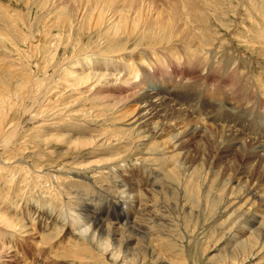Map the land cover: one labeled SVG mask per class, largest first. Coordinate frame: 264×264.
<instances>
[{"label":"rangeland","instance_id":"1","mask_svg":"<svg viewBox=\"0 0 264 264\" xmlns=\"http://www.w3.org/2000/svg\"><path fill=\"white\" fill-rule=\"evenodd\" d=\"M25 1L26 0H0V67L3 68V71L0 72L1 78L2 73L6 74V72H9V78L12 79L16 74H21V72H23L21 64L16 62L19 56L16 47H18L22 53H29V51L32 50L30 48L28 49L29 45H24V36L27 35L26 26L29 24L33 27L35 40H37L41 46L44 45L42 52L38 55L35 54L37 66L39 67L37 75L39 78L45 80V83L48 82L51 75V77H54L52 84L48 83V86H44L45 88L47 87L46 97L52 95L51 93L54 92L53 88L56 87L58 79V81H61L63 87L60 98L64 99L60 101L63 102V104L70 101L72 91L67 87L73 85L76 81L71 77L68 78L67 75L71 73L79 77L86 72L88 73L89 71L87 69H91L93 73L95 72L96 74H108V78L111 77L110 79L113 78V74H120L121 77L119 76V78L121 80L118 83L110 82L103 87H121L122 90L117 91L122 92V97L127 96L128 92H133L130 91L132 90L131 88L129 91L125 89L128 82L125 81L124 83V78L126 79L127 76L130 80L136 81V86L133 87L134 89L136 88V94H140L141 92H152L151 89L155 84L157 89L156 95L162 98L165 97L164 99L166 100L168 98V101L175 105L174 109L164 113L166 119L169 117L172 118L169 124L178 128L175 123H181L179 129L182 126H195L200 130H205L206 134L212 136L213 141H207L203 138V143L205 140L210 142V148L213 152H216V154L208 153L211 158L210 163L208 165H200L201 171H196L197 163L201 156L197 141L200 139L199 135H203V133H200L202 131L194 133L197 137H193L192 139L187 137L186 141L188 144L183 143L179 145L178 147L181 148V150L174 152L175 150H172L171 145L168 144L169 139H171L169 135L159 136L160 139L157 140V137H150L148 139V136L144 135L140 139V135L130 130L129 127H126V124H129L128 121L121 118L123 117L122 112L121 115H119L120 113H117L118 109L112 105L122 101H124V105L126 103L125 98H118L119 100L114 98L116 97V90L112 92L110 89L105 92L113 96L107 100V103L112 104L104 103V101H96V97L98 96H95V94L94 96L88 94L85 98L79 99V103L75 106L76 109L73 108L72 110H68L74 112L76 115L78 123L73 125L78 127L79 131L77 132L82 135H87L85 134L86 132L94 130L97 132L98 136H101L106 130L116 133L119 129H123L124 136L127 137L129 142H137L139 147L135 150H131L129 146H126L128 145L127 141L124 143L127 148L123 149L121 146L124 145H120V151L118 153L121 158L118 159V161H113L116 163H112L115 174L109 170L107 163L94 168V170L98 169L97 171L82 170V172L78 173L76 169L54 164L60 157L68 154L67 152H62L63 150L65 151L67 145L70 146V148L73 147V141L69 140L71 137L67 135L69 139L64 137V143H53L47 146L46 149L44 146H41V149L46 152H61V155L56 158L49 157L46 163L40 165L43 166V171H49L51 173L49 174L50 176L46 177L42 173H39V176H37L28 169L27 173H20L22 166L24 167L25 164L32 166L35 165V163H40L35 160L36 156L32 154L31 157L29 154L27 157H21L17 150L18 147L15 145L20 142V139H14L12 142L14 144L12 147L13 153L10 155L14 157L13 160H15V163L21 159L22 166H5L6 168L13 167L14 170L9 171L8 168L7 170H3V167L2 170H0V213L11 218L10 220L21 228L15 231L0 229V243L3 244V246L7 245L9 250L8 253L3 256L5 258H2V260L0 259V264H11V262L12 264H113L111 261H106L108 258L102 256L101 250H97V248L94 247L95 244L92 246V244L90 245L86 240H83V242L85 245H89V249L88 247L82 246L76 250L74 246H71V239H68L70 235L67 233L60 234V232L55 230V227L50 224L55 218H59L57 215L64 211L65 203L69 202L71 199L70 196L76 194H78V196H81V194L85 195L82 197L83 200L86 198L90 200L83 202L84 204L81 201L77 203L82 207V210L90 214L92 220L97 221V223L100 221L106 224L107 222L114 223L115 220L121 216V213L123 216H130L131 209L134 211L132 217L130 216V222H132L135 220V217L140 216L144 208L148 207L143 219L157 217L158 219L164 220L166 224L163 233L162 226H156V230L160 231V237L165 240L167 248H170V252L166 253L164 256H172L173 254H169L174 253V250H178V252L183 250L186 251L190 264H228V261L230 262L229 264H264V242L262 247L252 249V252L248 256L243 255L249 251V247L239 254H237L236 249H233L236 248V244L240 240H253L251 237V219L253 218L254 221H256L258 218L263 217L264 179L262 178V173L264 163L259 168L251 167L249 163L243 159V153L237 149L239 145L231 147L232 142L235 141H242L245 144L244 147L249 150H251L250 148L253 146L251 145L253 142L254 144L261 143L264 146V52L262 51L264 50V45H260L264 44V41H259V44L258 41H256L257 39L254 38V35L256 36L254 31H257L259 27L264 28V16L260 18L259 13L261 11L258 12V8L260 10V7L263 6L261 7V15H263L264 0H229L230 3H228V1L226 9L222 11H217L218 5L214 4L216 0L206 3L203 9L197 7L198 9L196 12L200 13L201 17L206 16L209 18V22L206 24H203V22L202 24H198L204 35L203 42L199 45L195 40L192 42L185 41L183 31L181 30L178 34L173 36L172 42L170 44L168 43V45L158 44V41L154 42L152 45L150 43L148 44L146 41L144 43H142L143 41H136L135 43L130 42L126 45L127 53H113L111 55H102L108 51V39L102 35L104 32L100 34L98 29L95 30L93 25H89V22L86 21L83 23L81 32H77L74 23L75 26H73L76 30L73 32L71 31V33L69 30V20L72 25L75 18L71 19L67 14L64 21L61 22L63 17L58 11H44L43 7L45 5L43 3L30 1V4H28V1ZM254 2L256 3L253 6ZM254 9L256 10L254 11ZM216 12L218 13L216 14ZM193 24L194 23L190 21L184 23L185 26H191ZM9 40H14L13 47L16 46L15 48L10 45ZM69 40L70 42H68ZM156 45L158 46L157 48ZM169 47L170 50H168ZM72 52L74 53L72 54ZM88 53H99V55L102 56L98 55L99 57L95 59ZM54 54L57 60H55V62L49 61L48 58L52 57ZM87 55L89 56L88 59L91 60L89 67H87L84 62V60L87 59ZM129 55L137 61H134L133 65H128L140 72L141 81L144 82L140 85L138 84L140 78L136 76L132 79V77H130L132 70L128 69L121 62L122 58L129 57ZM13 60L16 62L15 65L18 64L17 68L13 67ZM47 61L51 62L50 65H52L48 67V70L43 72L45 74L44 76L41 75V71H43L44 63ZM31 62V67H34L35 61ZM29 63L30 62H28V64ZM104 63H107L108 66H102ZM178 63L180 64L179 66L177 65ZM28 64H26V66ZM148 65H150V67H147ZM168 65L172 68V74L170 76L167 74ZM0 70L2 69L0 68ZM171 70H169L170 73ZM34 71H36L35 68L31 70V72ZM64 72L67 75H64ZM161 72H163V75ZM149 75L152 79L151 82H149ZM207 78L208 81H206ZM6 81H8V79H6ZM90 88L91 86L89 89ZM94 104H97L98 109L102 110V122L92 119L91 113H93V111L89 112V116L86 118L83 117L84 115L78 118L80 114L88 111L86 110L87 108L91 109L92 106L97 107ZM124 105L122 103L120 104V109L122 111L131 110L128 107H124ZM179 108L181 111H178L180 110ZM48 113L47 119H53V116L54 118L59 117V114L66 116L64 111L53 110ZM39 117L42 116L39 114L38 118ZM241 117L243 118L241 119ZM120 118L122 119L121 121L119 120ZM9 120L13 123H18L19 126L21 124L24 126V115L20 116L15 114L9 116ZM83 122L91 126L81 125ZM49 123L50 122H47L46 124ZM53 125L55 124L46 127L45 132H48ZM64 125L66 124L64 123ZM36 126L37 124L34 125V127ZM222 127H231L238 131H236L237 133H229L227 135L224 130L221 129ZM70 130L76 132L74 129ZM29 133H32L31 130H29ZM20 134L23 136L24 130H22ZM59 138H61V136ZM87 140L92 139L88 138ZM158 141H165V143H159ZM178 143L180 144L179 141ZM249 143H251V146ZM84 145L87 148L83 149L81 152L87 153L92 149V144L86 143ZM184 146L185 148H183ZM218 146L220 147L219 150L216 149ZM224 146H228V148ZM167 148L168 150H166ZM224 149L228 151L225 153ZM110 150L117 153V150L113 147H110ZM1 151L2 150H0V152ZM135 152H137V154ZM139 152L146 158L145 164L139 165L137 163L138 156L135 155H138ZM248 152L249 151H247V153ZM108 153L109 151H106V154ZM7 154L8 153L4 155L1 153L0 161H2L3 157ZM109 158L110 156H107L105 159ZM234 158L238 168L237 174L233 175L231 171L228 170L226 172L224 169L229 167L230 164H228V162L232 161ZM77 163L86 164L80 160ZM143 165L145 170L142 167ZM1 166L2 165H0V167ZM54 166L56 168H54ZM105 166L107 167L106 169ZM181 166L186 168H184V174L182 171L180 173L178 168ZM213 166H215L216 176L219 178H216V181L211 180L210 176L208 177V171L209 169L213 170ZM160 167H166L167 170L171 167V169H175V171L178 169L177 171L179 174L176 175L177 181L174 182L162 177L159 170ZM220 167H222V170ZM246 168L253 171L251 176H249L250 173L242 174L243 169ZM151 172L155 174L158 172L157 174L160 176H158L159 179L157 182L159 183V181H162L164 185V189L161 191L162 193L159 191L160 193H156L157 195H153L154 197L149 196V191L143 187L144 184L146 186V181H148L149 184L148 176H150ZM11 174L13 177L10 176ZM55 174L56 176H54ZM114 175L115 177H113ZM124 175H126V177H124ZM40 176L41 180L39 179ZM111 177L113 178L111 179ZM116 177L122 179L124 183L129 177L131 182L128 183H132L131 186H141L143 189L141 197L142 200L147 198V206L144 205V202H140L133 206L130 202L139 198L122 194L120 188L117 190V193L114 187H121L122 183L121 181L120 183L113 182V179L117 180ZM18 178L19 180H17ZM179 179L180 182L178 181ZM185 179L188 181L186 182ZM137 180H139V184H137ZM12 181L14 182L12 183ZM182 181L185 182L184 185ZM245 181H249V183ZM3 183H5V187ZM181 185L183 187H181ZM106 186H111L115 192H105L104 188H106ZM122 188H124L123 185ZM203 188H205L206 191L212 189L210 192L213 193H211L210 196L204 194ZM194 189L195 191H193ZM166 190L168 192H166ZM250 190H252V193L246 196V192ZM190 191L193 192L190 193ZM101 192H104V194L106 193V195H103ZM164 193L166 194L163 196ZM213 196H217L218 198V207H215L213 201L216 202V199H214ZM199 197L200 200L198 203L197 200ZM124 200L126 201L125 205L121 203ZM118 201H120L121 204ZM229 201H232L236 205V208L235 215L227 219L226 222L224 208L221 209L220 207H225ZM35 202L36 204L38 203L37 206ZM202 202L208 205H200ZM87 205L90 208L84 210V206ZM157 208L158 210L161 208L162 214L157 212ZM82 216L84 215L82 214ZM190 217L192 218L190 219ZM46 218H49V220ZM86 219L89 220L88 218ZM215 222L222 223L217 230L214 228ZM21 224L23 226H21ZM118 224H120V221H118ZM43 228L45 229L43 230ZM148 228L155 230L152 226ZM47 235H51L52 239L49 240ZM234 241L235 245L232 243ZM152 247L154 248V246H151V249ZM234 252H236V256L232 255ZM232 261H235V263Z\"/></svg>","mask_w":264,"mask_h":264},{"label":"bare ground","instance_id":"2","mask_svg":"<svg viewBox=\"0 0 264 264\" xmlns=\"http://www.w3.org/2000/svg\"><path fill=\"white\" fill-rule=\"evenodd\" d=\"M26 1H28V4H30V1L31 2H37V3H43L45 5L43 7L44 11H46V10L58 11L60 13V15L63 17V20L61 22L64 21L67 14L71 17V19L75 18L72 25H71V21L69 20L70 32L71 31L73 32L76 30L74 27L75 25L77 28V32H81L82 27H83V23H85L86 21L89 22L90 26L93 25L95 27L94 28L95 30L98 29V31H100V34H102L104 32L102 35L108 39L107 40L108 51L102 55H107V54L111 55L113 53L114 54L115 53H122V54L127 53L126 45H128L130 42L135 43L136 41H143L142 43H144L146 41L148 44L150 43L152 45L154 42L158 41V44L168 45V43L170 44L172 42L173 36L178 34L179 31H181V30L183 31V36L185 37V41L192 42L193 40H195L197 42V44L199 45L200 43L203 42L204 35L202 34L201 29L199 28L198 24L199 23L202 24V22H203V24H206L207 22H209L208 21L209 18L206 16L201 17L200 13L196 12V10L198 9L197 7L203 9V7L206 3L214 1V0H26ZM228 1L229 0H216L214 4L218 5L217 11L225 10L227 7ZM228 3H230V1ZM255 3L256 2L253 3V6L255 5ZM259 7H260V5H259ZM261 7H263V6H261ZM261 7H260V10L258 8V12L261 11L259 13L260 18L263 17V15H261L262 14ZM255 10L256 9H254V11ZM217 13L218 12H216V14ZM188 21L193 22L194 24L191 26H185L184 23L188 22ZM74 23H75V25H74ZM263 25H264V23H263ZM26 30H27L26 31L27 35L24 36V45L25 46L29 45V47L27 46L28 49L30 48L32 50H30L29 53H27V52L22 53V52H20V49H18V47L15 46L17 48L18 53H19V56H18V59H16V62L18 64L19 63L21 64V66L23 68V70L22 69L21 70L23 72L20 71L21 74H19V73L16 74L17 77L14 76L12 79L9 78V76H10L9 72L8 73L6 72V74L2 73V78L0 77V150H2L0 152V154L2 153L5 155L6 153H8L6 156L3 157V160L0 161V165H2L0 167V170H2V167H3V170H7V168L9 171L14 170L13 167H7L6 168L5 166H12V165L22 166L21 165L22 164L21 159H19L20 162L18 161L17 163H15V160H13L14 157L12 155H10L11 153H13L12 147L14 146V144L12 142L14 141V139L18 138L17 140L20 139V142L15 144V145L18 147L17 150H18L19 155L21 157H23V156L27 157L28 154L30 155V157H31V154L35 155L36 156L35 160L40 163V164L35 163V165H32V166L25 164V166H27V167L22 166L20 173L21 172L27 173V169H28V170H31L32 173L34 172L37 176H39V173H42L43 175L48 177V176H50L49 174H51V173L49 171H43L42 170L43 166H40V165L46 163L47 159H49V157L56 158L57 156L61 155V152H56V151L46 152V151L41 149V146H44V148L46 149L47 146H50L53 143H59V142L64 143V137L69 139L68 136H70L71 139H69V140L73 141V147L70 148V146L67 145L65 151L63 150L62 152H67L68 154L64 155L63 157H60L54 164H58L57 166H66L69 168L76 169L77 172L79 173V172H82V170H91L92 172L97 171L98 169L94 170V168L99 167V166L103 165L104 163H107V167H109V170L112 171L113 174H115L114 166H112V163H116L113 161H118V159L121 158L120 154L118 153L120 151L119 150L120 145L121 144L124 145V143H126V141H127L128 145H126V146H129V149H131V150H135L139 147V145H137V142H129L127 137L124 136V130L123 129H119L116 133L106 130L101 136H98L97 132H95L94 130L86 132L85 134H87V135H82V134L77 132V131H79L78 127L73 125L75 123H78V120H76L77 118H76L75 113L68 111V110H72L73 108H75V106L79 103V99L85 98L88 94H91V96L92 95L94 96V94H95V96H98V97H96V101H104V103H107L108 98H112L113 96H111L110 93H105L106 90L111 89L113 92V90L117 91V90H122V89H121V87L106 88L103 86L108 85V83H110V82H117L118 83L121 80L119 78L120 74L117 75L115 73L116 75L113 74V78L110 79L111 77L108 78V76H109L108 74H105V73H102V74L97 73L96 74L95 72L93 73V71L91 69H87L89 72L87 73L85 71L86 73L85 72H84L85 74L82 73L83 75L79 76V77L74 76L71 73L69 75H67L64 72V75H67L68 78L71 77L73 80L76 81V83H74L73 85H69V87H67L68 89H70L72 91L71 100L68 101L67 103H64V104H63V102L60 101L61 99H64V98H60V96L63 92V87H62L61 81H58V79H57L56 87L53 88L54 92L51 93L52 95H50L49 97H46V88L47 87L45 88L44 86H48L49 84H52L54 77H51L52 76L51 75L48 79V82L45 83V80H43L42 78H39V76L37 75V72H39V70H38L39 67L37 66V60H36L35 54H37V55L40 54L42 52V48H44V45L41 46V44L39 42H37V40H35L36 38L33 34V27L31 25L27 24ZM90 31H91V29H90ZM255 33H256V36L254 35V38L257 39L256 41H258V43H259V41L263 42L264 41V28L259 27L257 31H254V34ZM242 36H244V35H242ZM13 42H14V40H9V43L12 47L14 46ZM68 42H70V40ZM67 45H68V43H67ZM260 45L263 46L264 44H260ZM15 47H13V48H15ZM130 47H132V46H130ZM157 47L158 46L156 45V48ZM165 48H166V46H165ZM135 50H137V49H135ZM168 50H170V47ZM17 51H16V53H17ZM190 51H188V52H190ZM262 51L264 52V50H262ZM263 52H261V53H263ZM73 53L74 52H72V54ZM99 53L98 54L88 53V54H90V56H92L93 58L96 59L97 57L102 56V55H99ZM88 58H89V56L87 55V59L84 60L87 67H89L90 62H91V60ZM48 59H49V61H53V62H55V60H57L55 57V54ZM121 60H122L121 62L124 66H126L128 69L132 70L130 77H132V79H134L136 76L139 77L140 78V82H138L139 85L141 83H144L141 81V75L139 74L140 72L137 71L136 69L134 70L132 68V66L128 65V64L133 65L134 61L137 62L136 59H133V57H131L129 55V57L122 58ZM31 61H35L34 67H31L32 66ZM49 61L44 63L43 71H41V75L45 76V74L43 72L48 70V67L52 65V64L50 65L51 62H49ZM16 62L13 60L14 65L16 64ZM28 62H30L29 63L30 65L28 64ZM26 64H28V65L26 66ZM14 65H13V67H15V68L18 67L17 65H15V66ZM102 66L107 67L108 64L104 63V64H102ZM147 67H150V65H148ZM0 68L2 69V70H0V72L3 71V68L2 67H0ZM34 68L36 71L31 72V70H33ZM24 69H25V71H24ZM161 74L163 75V72H161ZM122 77H124V76H122ZM125 77H126V75H125ZM6 79H8V81H6ZM149 79H150L149 82H151L152 79H151L150 75H149ZM49 80H50V82H49ZM125 81L128 82V84L126 83L127 85L125 84L127 86L125 88L126 91H129L131 88L132 90H130V91H133V92H128L127 96L122 97V92L117 91L116 97H114L117 99L118 98H125V100H126L125 105H124V101H122V102L118 101L119 103H114V104H112V103H107V104H112L116 109H118L117 113H120L119 115H121V112H122L123 117H121V118L125 119V121L127 120L129 123V124H126L127 125L126 127H129L130 130H133L135 133L140 135L139 136L140 139L144 135H147L148 139L150 137H152V138L157 137L156 140L160 139L159 136L169 135L171 139H169L168 144L171 145L172 150H175L174 152H176L177 150L178 151L181 150V148L178 147L179 145H181L183 143L188 144L186 141L187 137L192 139L193 137H197L196 134H194V133H197L198 131L199 132L202 131L200 133H203V135H199L200 139L197 141L198 148L200 149V152H201V154H200L201 156H200V159L197 163L196 171H201V168L199 167L200 165H205V164L208 165L210 163L211 158L208 155V153H212V154L215 153L216 154V152H213L212 149L210 148L211 143L207 142L208 140L213 141L212 136L210 134H206L205 130H200V129H198V127H195V126L194 127L182 126L179 129V125L181 123H175V124H177L178 128L176 126L173 127L171 124H169L170 119H172V118L169 117L166 119L164 113L174 109L175 105L172 104L170 101H168V98L166 100V99H164L165 97L162 98V97H159L156 95L157 89H156L155 84L151 89L152 92H145V93L141 92L140 94L139 93L136 94V88L135 89L133 88L136 86L135 85L136 81L130 80L128 78V76L126 79L124 78V83H125ZM206 81H208V78L206 79ZM90 86H91V88L89 89ZM118 95H120V96H118ZM121 103L124 105V107H128L131 110H129V111L123 110L122 111L120 109ZM94 105H96L97 107L92 106L91 109L87 108L86 110H88V111L80 114L78 116V118L81 117L82 115H84L83 117L86 118L89 116V112L93 111V113H91L92 119H94L95 121H101L102 122L103 121V116L101 114L102 110L98 109L97 104H94ZM59 107H60V109H59ZM124 107H122V108H124ZM53 110L64 111L66 116H62L59 114V117L54 118V116H53V119H47L46 117L49 115L48 112H51ZM130 111H131V113H130ZM178 111H181V109ZM191 113H193V112H191ZM15 114L20 115V116L24 115V126L22 124L19 126L18 123H13L9 120V116H13ZM39 114L42 117L38 118ZM183 116L185 117L184 113H183ZM243 117H241V119ZM121 118L119 119L120 121L122 120ZM188 120H190V119H188ZM47 122H50V123L46 124ZM64 123L66 125H64ZM36 124H37V126L34 127V125H36ZM52 124H55V125H53L48 132H45V128L51 126ZM81 125H85L88 127L91 126V125L89 126V124L84 123V122ZM18 126H19V128H18ZM31 127H33V128H31ZM92 128H94V127H92ZM70 129H74V131H76V132H72V130H70ZM221 129L224 130L225 134H227V135L229 133H235L236 131H238V130H235L231 127H224V128L222 127ZM22 130H24L23 136H21V134H20V132ZM29 130H31L32 133H29ZM60 136H61V138L62 137L63 138L62 139L59 138ZM80 138H82V139H80ZM88 138H90L92 140H87ZM203 138L207 140V141L205 140L204 143H203ZM178 141L180 142V144L178 143ZM145 142H147V141H145ZM86 143L92 144V149L89 150V152H87V153L81 152L83 149L87 148L84 145ZM159 143H165V141L159 142ZM250 144L251 143H249V145ZM237 145H239L237 147V149H239L240 152L243 153V159L246 160L251 167L259 168L261 165H263V163H264V146L261 143L254 144V142H253V144H251V145H253L250 148L251 150L245 148L244 147L245 144L242 141L232 142L231 147H235ZM126 146L124 145L121 147L123 149H125V148H127ZM110 147H113L114 149H116L117 153L112 152L110 150ZM224 147L228 148V146L227 147L224 146ZM183 148H185V146ZM222 148H223V145H222ZM216 149L219 150L220 147L218 146ZM166 150H168V148ZM106 151H109V153L106 154ZM224 151L226 153L228 150L224 149ZM247 151H249V152L247 153ZM128 152H130V151H128ZM135 153L137 154V152H135ZM107 156H110V158L105 159ZM135 156H138L137 163L139 165L145 164L144 162L146 161V158L143 157L144 156L143 154H140V152H139V154L135 155ZM79 160L82 161L83 163H86V164L84 165L82 163H77ZM219 160H220V158H219ZM224 160H225V158H224ZM228 164H230L229 167H226L224 170L226 172L228 170L231 171V173L233 175L237 174L238 165H237V162L235 161V158L232 161H229ZM107 167L105 166V169ZM142 167L145 170L144 165ZM54 168H56V167L54 166ZM176 168H177V166H176ZM178 168L180 170V173H181V171L183 174L185 173V171H184L185 167L181 166ZM193 168H195V167H193ZM212 168H213V170L209 169V171H208L209 175L208 174L207 175H208V177L210 176L211 180L216 181V178H217L216 168H215V166H213ZM220 168L222 170V167H220ZM191 169H192V167H191ZM159 170H160V174L162 177H164L168 180L174 181V182L177 181L176 175L179 174L177 171L178 169L175 171V169H171V167L169 168V170H167L166 167H162V168L160 167ZM219 172H220V170H219ZM252 172L253 171L251 169L246 168V169H243L242 174L250 173L249 176H251ZM32 173H31V175H32ZM157 173L155 174L154 172H151L150 176H148L149 184H148V181H146L145 182L146 186H145V184L143 185V187L149 191V193H150L149 196H153V195L155 196L156 193L159 194L164 189L163 182L162 181H159V183L157 182V180L159 179L158 176H160ZM262 174H263L262 178L264 179V168H263ZM96 175H97V173H96ZM152 175H153V177H152ZM10 176L13 177L12 174ZM54 176H56V174ZM82 176H83V174H82ZM113 177H115V175ZM113 177H111V179ZM124 177H126V175H124ZM22 178H23V176H22ZM40 178H41V176L39 177V179ZM116 178H117V180L113 179L112 181L115 183H120V181H121L122 185L124 186V188H122V185H121V187H114L116 192L120 188L122 190V194H125L127 196L130 195L133 197L136 196V198H139L135 201L130 202V204H132L133 206L136 204H139L140 202H142V203L144 202V205L147 206V198H144V200H142V197H141V193L143 191L141 186H135V187L131 186L132 183H128V182H131L129 177H128V179H126L125 183L122 179H120L118 177H116ZM255 178H256V175H255ZM217 179H219V178H217ZM13 180H14V178H13ZM17 180H19V178ZM38 180H37V182H38ZM44 180H45V178H44ZM139 180L136 181L137 184L140 183ZM182 180H184V179H182ZM25 181H26V179H25ZM151 181H152V183H151ZM178 181L180 182V179ZM185 181H186V179H185ZM13 182L14 181H12V183ZM245 182L249 183V181H245ZM182 183L184 185L185 182L182 181ZM229 183H230V181H229ZM4 185H5V183H3V186ZM172 185H173V183H172ZM181 187H183V186L181 185ZM189 188H190V186H189ZM16 189H18V188H16ZM34 189H35V187H34ZM104 189H105V192H109V193L115 192L111 186H106V188H104ZM195 189L193 191H195ZM167 190H169V189H167ZM167 190H166V192H168ZM207 190H208V188H207ZM178 191H180V190H178ZM193 191H190V193ZM210 191H206V189L203 188L204 194H207L210 196L211 193H213ZM185 192L187 193L188 191H185ZM30 193H31V191H30ZM101 193L103 195H106V193L104 194V192H101ZM251 193H252V190L247 191L246 196H248ZM165 194L166 193H164L163 196ZM83 196H85V195L81 194V196H78V194H76L74 196H70L71 199L69 200V202L65 203L64 211L57 215L59 218H55L52 221V223H50L55 227V230L60 232V234L61 233L66 234L67 233L70 235V237L68 238V239H71V241H72V243H71L72 245L71 244L70 245L74 246L76 248V250L81 248L82 246L88 247L89 245L87 246L83 242V240H86L90 245L92 244V246H93V244H95L94 247H96L97 250H101L100 252H102V256L104 258H108L106 261L107 262L111 261L113 264H190L188 257H187V253H186V251H183V250H180L179 252H178V250L177 251L174 250V253L169 254V255L173 254L172 256H164L166 253L170 252V248H167L165 240L160 237V234H159L160 231L156 230V226H162V228H163L162 233H163V230L165 229L166 224L164 223L165 222L164 220L158 219L157 217H153V218L149 217V218L143 219V217H145V212H147L146 209L148 207L144 208L141 211L140 216L138 215L139 217H135V220H133L132 222H130V220H131V217H132L134 211L131 209V215H130L131 217L130 216H123L121 213V216L118 217V219H116L114 223L107 222V224H106L105 222L102 223L101 221L99 223H97V221H93L90 214H87V212L83 211L82 207L77 203L78 201H81L82 203L86 202V201H90L88 198L83 200L82 199ZM111 196H112V194H111ZM192 197H193V195H192ZM196 197H197V195H196ZM213 197H214V199H216V202L213 201L215 204V207H218V198H217V196H213ZM162 198H164V197H162ZM191 199H193V198H191ZM207 199L209 200L208 196H207ZM199 200H200V197L197 200L198 203H199ZM118 202L120 203V201H118ZM121 203H123V205H125L126 201L124 200ZM37 204L35 202L36 206H37ZM202 204H203V202L200 205H202ZM205 204H203V205L205 206ZM206 205H208V204H206ZM87 208H90V207L88 205L84 206V210ZM173 208H172V210H173ZM220 208L221 209L224 208V214L226 216V219H225L226 222H227V219H229L230 217L235 215L236 205L232 201H229L225 207L222 206ZM207 209H208V206H207ZM204 211H205V209H204ZM157 212L162 214L161 208L159 210L157 208ZM185 213H187V212H185ZM82 214L84 216H82ZM46 215H48V214H46ZM119 215H120V213H119ZM213 216H215V215H213ZM209 217H210V215H209ZM86 218H88L89 220H87ZM191 218L192 217H190V219ZM10 219L11 218H9L8 216L0 213V229H9L12 231L19 230L21 227L14 224L13 221H11ZM46 219L49 220V218H46ZM217 220H219V219H217ZM118 221H120V224H118ZM203 222H204V220H203ZM221 224L222 223H219V222L216 223L215 222L214 228L217 230ZM251 224H252L251 237L253 240L248 239V240H240L239 242H237L236 248H233V249L237 250V254H239L242 251H245L249 247L250 248L249 251L243 255V256H248L252 252V249H254L256 247H262V245H263V242H264V213H263V217L258 218L256 221H254V219L252 218ZM21 226H23V225L21 224ZM150 226H152L153 229H155V230L148 228ZM44 229L45 228H43V230ZM47 238H49V240L52 239L51 235H47ZM67 242H69V241H67ZM232 243L235 245V241ZM151 246H154V248L152 247V249H151ZM88 249H89V247H88ZM8 251L9 250H8L7 245L3 246V244L0 243V259L1 260H2V258H5L3 256H5L8 253ZM232 255L236 256V252L232 253ZM4 260H6V259H4ZM232 262L235 263V261H232ZM229 263L230 262L228 261V264ZM11 264H12V262H11Z\"/></svg>","mask_w":264,"mask_h":264}]
</instances>
